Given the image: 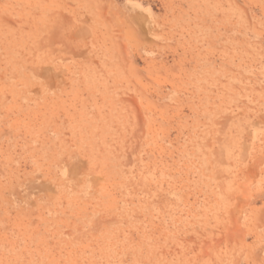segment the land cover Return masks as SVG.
Masks as SVG:
<instances>
[{
	"label": "rangeland",
	"instance_id": "374dc122",
	"mask_svg": "<svg viewBox=\"0 0 264 264\" xmlns=\"http://www.w3.org/2000/svg\"><path fill=\"white\" fill-rule=\"evenodd\" d=\"M0 264H264V0H0Z\"/></svg>",
	"mask_w": 264,
	"mask_h": 264
}]
</instances>
